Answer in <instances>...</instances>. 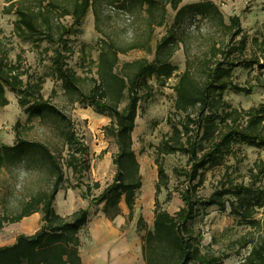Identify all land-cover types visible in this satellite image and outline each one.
Segmentation results:
<instances>
[{
  "label": "trees",
  "instance_id": "obj_1",
  "mask_svg": "<svg viewBox=\"0 0 264 264\" xmlns=\"http://www.w3.org/2000/svg\"><path fill=\"white\" fill-rule=\"evenodd\" d=\"M183 1L111 0V4H119L135 14L145 27L147 37L143 43L134 44L127 50L113 40L101 41L96 62L98 78L92 79L88 88L84 86L85 79L65 61L66 54L73 53L67 37L75 26L82 25L90 10L94 11L96 29L101 33L98 24L100 0H5L7 5L3 11L16 17L13 33L18 39L33 44L47 42L54 47V75L62 82L64 94L71 103L88 102L97 111L113 118V124L106 131L118 148L114 158L116 174L102 194L91 200L92 204L102 205L103 214L110 220L121 215L122 202L129 210L128 219H133L137 192L143 186L132 139L141 93L153 91L152 79L164 84L175 74L171 60L184 40H177L178 30L183 26L188 31L194 29L186 27L187 22L207 21L218 27L223 41L212 43L203 57H197V62L190 60L185 48L186 69L174 86L176 99L171 114L182 120L178 124H173L172 118L169 120L171 132L166 134L158 151L162 155L187 157L190 166L185 173L188 187L182 195L184 207L175 215L163 210L157 198L153 228L147 229L145 221L138 219L137 229L144 232L141 236L144 264H221L223 258L202 252L200 241L203 236L189 226L198 217L199 208L216 206L224 211L229 205L233 215L253 228L260 226L255 214L264 208V189L255 188L259 178L264 176V166L259 164L258 173L255 174L254 169L249 171V185L228 180L208 198L192 194L201 185L203 171L222 165L235 146L242 143L249 147H264V107L240 111L224 99L229 90L248 95L253 90L234 82L236 68L254 70L256 67V79L263 77L259 86L264 89V33L261 38L250 39L239 16L230 17L227 23L213 2L183 5ZM170 10L175 14L174 21L157 43L154 59L126 63L118 73L120 54L134 49L153 53V35L157 28L167 25ZM65 18L72 19L70 26L63 23ZM20 61V55L14 63L7 53H0V107L9 105L6 93L10 91L30 117L42 122L52 119L55 130L68 147L69 158L64 166L47 144L26 140L18 132L14 145L0 144V174L18 165H24L26 170L43 166L51 177L48 186L24 199L15 214L3 212L0 206V230L34 214L42 216V226L36 233L19 235L15 244L0 247V264H82L81 233L90 222V209L81 208L69 215H60L55 201L67 182L65 167L78 174L87 170L86 161L78 163L77 157L81 154L84 158L87 149L71 130V121L65 113L43 97L42 81H24L26 73L18 63ZM77 145L80 151L75 149ZM156 163L159 194L161 188L168 186L169 179L161 161L157 159ZM196 181L198 183L194 185ZM99 187L95 184V188ZM83 196L86 198V194ZM245 264H264V234L254 243Z\"/></svg>",
  "mask_w": 264,
  "mask_h": 264
},
{
  "label": "rangeland",
  "instance_id": "obj_2",
  "mask_svg": "<svg viewBox=\"0 0 264 264\" xmlns=\"http://www.w3.org/2000/svg\"><path fill=\"white\" fill-rule=\"evenodd\" d=\"M111 0H100L98 3L101 33L96 29L94 11L90 10L81 26H75L67 37V43L72 48V54H66V63L78 76L85 79V88L92 85L97 79L96 62L99 56L101 41H115L121 48L131 47L143 43L147 34L143 24L135 17L134 13L127 11L119 4H111ZM211 1L215 3L225 21L228 23L232 16H239L246 34L251 38H261L264 33V0H184L183 5L190 3ZM5 0H0V53H7L9 59L18 62L26 73L24 81H37L43 83L42 94L46 100L58 106L71 121V130H74L79 143L86 147L87 152L78 163L86 161L88 167L83 173H74L67 167L64 168L67 182L64 189L58 194L55 208L58 214L69 215L78 209H90L92 215L102 210V205L92 204L91 200L102 194L112 182L116 174L114 158L118 152L115 140L107 136L106 128L114 120L108 113H101L88 102L71 103L65 96L63 84L54 75L52 64L54 47L47 42L38 44L23 42L13 33V15L4 14ZM115 7L116 10L113 9ZM130 17V19L127 17ZM174 13L170 10L167 25L157 28L152 39L153 53L143 49H134L119 55L118 73L124 64L141 59H154V51L159 40L167 33L174 21ZM63 23L70 26L71 18L62 19ZM196 26V27H195ZM186 27L178 30L177 40H182L180 48L171 60L176 68L175 74L164 84L150 81L152 92L141 93L142 101L139 104L136 127L132 134L133 149L136 153L143 186L137 192L132 220L128 219L129 210L124 202L120 204L121 215H125V229L127 232L135 231L139 236L137 222L139 218L145 221L147 229L153 228L155 218V201L158 198L162 209L175 215L184 207L183 193L188 187L186 171L189 169L187 157L175 155H162L158 148L166 134L171 132L169 120L173 124L181 122V117H172L176 99L174 86L178 77L185 71L188 49L190 60L197 62V57H203L210 45L223 41L216 25L207 21H189ZM199 27V28H198ZM198 28V29H197ZM258 69L245 70L236 68L234 82L247 89H253L251 94L235 93L231 90L224 94V99L233 108L248 110L264 107V89L261 80L256 79ZM9 105L0 107V144L12 146L16 142V132L21 137L30 141L47 144L52 153L66 166L69 158L68 147L53 126V120L42 122L39 118L30 117L18 103L16 95L7 91ZM194 113V111H192ZM18 125V126H17ZM17 128V131L15 130ZM75 149H79L77 145ZM157 159L163 164L169 182L166 188H161L157 194L156 185L159 181ZM83 164V163H82ZM257 164L264 166V147H249L240 143L226 157L224 163L218 167L208 168L202 173L201 185L192 191L200 197L208 198L228 180L236 184H251L250 173H258ZM51 182L46 167L26 170L24 165H18L0 174V206L3 212L15 214L20 210L22 201L28 199L35 192L44 189ZM100 187L95 188V184ZM196 181L194 183L197 184ZM73 187V188H71ZM255 188L264 189V176L259 178ZM86 194V198L83 195ZM231 199L232 198H227ZM255 219L260 221V226L253 228L248 222L231 213V207L221 211L218 207L199 208L198 217L190 223V227L201 233L200 248L203 253L223 258L221 264H245L254 243L261 240L264 234V208L258 210ZM13 225H6L0 230V247L9 246L18 234ZM131 235H129L130 240Z\"/></svg>",
  "mask_w": 264,
  "mask_h": 264
},
{
  "label": "crops",
  "instance_id": "obj_3",
  "mask_svg": "<svg viewBox=\"0 0 264 264\" xmlns=\"http://www.w3.org/2000/svg\"><path fill=\"white\" fill-rule=\"evenodd\" d=\"M126 214L124 212L123 216L114 220L108 219L102 210L95 216L92 215L81 233L79 252L82 264H144L139 236L135 231L127 232V228L125 229ZM41 226L42 216L39 213L13 224L19 232L9 246L15 244L19 235H33Z\"/></svg>",
  "mask_w": 264,
  "mask_h": 264
}]
</instances>
